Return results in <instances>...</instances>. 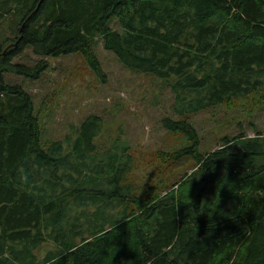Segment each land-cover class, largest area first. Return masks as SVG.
Returning a JSON list of instances; mask_svg holds the SVG:
<instances>
[{
    "label": "trees",
    "instance_id": "1",
    "mask_svg": "<svg viewBox=\"0 0 264 264\" xmlns=\"http://www.w3.org/2000/svg\"><path fill=\"white\" fill-rule=\"evenodd\" d=\"M18 1L24 20L40 6L15 48L2 54L9 44L0 40V264H14L9 254L28 263L10 243L35 246L45 235L63 247L59 264H264V137L203 153L196 127L167 116L162 126L185 144L162 162L191 157L198 167L165 195L141 196L126 177L132 155L98 153L99 123L45 149L33 98L3 77L41 76L45 62L12 63L28 46L45 57L81 53L102 73L94 49L102 39L128 67L174 77L175 112L195 113L263 85L264 0ZM76 200L101 204L96 224L73 217ZM116 202L122 218L104 216Z\"/></svg>",
    "mask_w": 264,
    "mask_h": 264
},
{
    "label": "rangeland",
    "instance_id": "2",
    "mask_svg": "<svg viewBox=\"0 0 264 264\" xmlns=\"http://www.w3.org/2000/svg\"><path fill=\"white\" fill-rule=\"evenodd\" d=\"M23 13L20 1L0 0V40L7 41V45L15 43L20 29L23 30ZM111 26L123 33L117 17L111 21ZM94 49L102 73H97L81 53L45 57L36 55L32 46H28L12 63L34 69L45 62L48 67L41 76L28 78L10 71L3 74L6 84L22 87L33 98L45 149L68 135L78 136L82 125L92 119L101 125L94 138L98 153L102 155L112 150L121 157L127 150L132 155V170L126 177L135 192L141 196L150 193L163 196L178 187L179 184H174L183 175H190L198 167L191 157L162 162L163 152L185 144L180 136L164 129L165 117L191 122L200 135L203 153L223 148L229 141L235 151L248 138L264 137V76H260L263 85L250 95L179 116L174 110L175 94L171 89L174 77L162 78L128 67L116 53L104 47L102 39H95ZM116 203L105 208L103 215L121 219L123 206ZM71 204L72 215L80 217L83 228L88 227V217H95V224L99 221L101 204L77 200ZM44 238L45 241L35 246L29 242L10 244L17 251L26 250L30 256L26 264H32L35 260L38 262L36 251L43 244L50 242L63 248L47 235ZM9 259L14 264H23L10 254Z\"/></svg>",
    "mask_w": 264,
    "mask_h": 264
},
{
    "label": "clouds",
    "instance_id": "3",
    "mask_svg": "<svg viewBox=\"0 0 264 264\" xmlns=\"http://www.w3.org/2000/svg\"><path fill=\"white\" fill-rule=\"evenodd\" d=\"M63 254V249L61 247H57L52 243L43 244L36 251V259L38 264H42L46 259L48 260V264H59L60 256Z\"/></svg>",
    "mask_w": 264,
    "mask_h": 264
},
{
    "label": "bare ground",
    "instance_id": "4",
    "mask_svg": "<svg viewBox=\"0 0 264 264\" xmlns=\"http://www.w3.org/2000/svg\"><path fill=\"white\" fill-rule=\"evenodd\" d=\"M40 3H41V2H40ZM39 6H40V4H38L37 8H36L35 10H33V11L28 15V17H29L30 15H32V14L35 15V14L37 13L38 9H39ZM28 17H26V19L23 21L24 26H25V25L27 24V22L30 20V19H28ZM31 17H32V16H31ZM27 19H28V20H27ZM26 20H27V21H26ZM24 26H23V28H24ZM20 31H22V30L20 29ZM16 42H17V41H16ZM16 42H15V43H10L9 45H12V46H11L12 48H13V47H16ZM9 45H8V46H9ZM8 46H7V47H8ZM7 47H6V48H7ZM11 47H10V48H11ZM6 48H5V50H6ZM8 49H9V48H8ZM8 49H7V50H8ZM5 50H4V51H5ZM7 50L5 51V53L7 52ZM4 51H3V52H4ZM5 53H4V54H5ZM2 54H3V53H2Z\"/></svg>",
    "mask_w": 264,
    "mask_h": 264
},
{
    "label": "water",
    "instance_id": "5",
    "mask_svg": "<svg viewBox=\"0 0 264 264\" xmlns=\"http://www.w3.org/2000/svg\"><path fill=\"white\" fill-rule=\"evenodd\" d=\"M31 16H33V14H32V15H30V16L28 17V19H30V18H31ZM28 19H27V20H28ZM27 20H26V21H27ZM11 46H12V45H9V46L6 48V50H7L8 48H10ZM6 50H5V51H6ZM5 51L3 52V54L5 53Z\"/></svg>",
    "mask_w": 264,
    "mask_h": 264
}]
</instances>
